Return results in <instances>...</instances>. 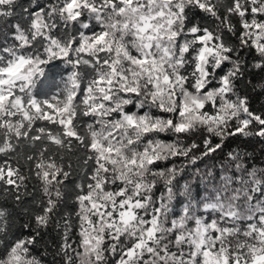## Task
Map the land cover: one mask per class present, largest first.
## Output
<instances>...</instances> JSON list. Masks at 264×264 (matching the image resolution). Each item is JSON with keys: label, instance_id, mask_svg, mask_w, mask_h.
<instances>
[{"label": "snow or ice", "instance_id": "1", "mask_svg": "<svg viewBox=\"0 0 264 264\" xmlns=\"http://www.w3.org/2000/svg\"><path fill=\"white\" fill-rule=\"evenodd\" d=\"M0 264H264V0H0Z\"/></svg>", "mask_w": 264, "mask_h": 264}]
</instances>
